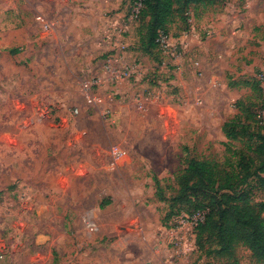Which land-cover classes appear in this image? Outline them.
<instances>
[{"label": "rangeland", "instance_id": "rangeland-1", "mask_svg": "<svg viewBox=\"0 0 264 264\" xmlns=\"http://www.w3.org/2000/svg\"><path fill=\"white\" fill-rule=\"evenodd\" d=\"M133 2L0 0V264H264L243 245L201 252L196 211L173 202L191 159L226 173L255 157L264 0L175 16L164 33L178 60L142 52ZM115 55L130 79L112 80ZM236 120L247 128L230 140Z\"/></svg>", "mask_w": 264, "mask_h": 264}, {"label": "trees", "instance_id": "trees-1", "mask_svg": "<svg viewBox=\"0 0 264 264\" xmlns=\"http://www.w3.org/2000/svg\"><path fill=\"white\" fill-rule=\"evenodd\" d=\"M214 1L142 0L138 18L148 19L139 33L142 52L146 55L153 50L162 53L156 43L159 32L166 33L175 16L188 23L187 13L193 5ZM257 85L261 93L258 81ZM238 121L223 125V133L230 140L237 139L234 129L238 124L240 128H247L245 123ZM246 144L255 157L240 153L234 170L226 173L216 163L191 159L177 177L179 190L173 202L196 212H205L204 221L195 228L196 243L201 252L209 256L232 257L236 247L243 245L249 248L257 262L264 263V202H253L245 188L252 179L264 190V133L250 138Z\"/></svg>", "mask_w": 264, "mask_h": 264}, {"label": "built area", "instance_id": "built-area-1", "mask_svg": "<svg viewBox=\"0 0 264 264\" xmlns=\"http://www.w3.org/2000/svg\"><path fill=\"white\" fill-rule=\"evenodd\" d=\"M142 6H143L142 0L137 1L134 4L131 18H137L139 16ZM207 34L210 35V32H207ZM156 43L158 44L159 49L161 50L163 55L171 56L175 60L179 59V56L177 55L176 50L170 47L171 44H170L169 38L164 32H159L157 39H156ZM123 50H124V47H120L119 52L123 53ZM164 63L165 62H163L162 64L164 65ZM106 69L111 73L112 80H117L118 82L130 79L136 72L134 70L136 69V66L129 67V66L123 65V60L120 58L119 55H115L112 59L108 60V65L106 66ZM257 79H258V83H259L261 93H262V104L258 111L257 119H258L259 125L264 126V72H262L258 76ZM93 85L96 86L97 84L95 83L91 84V86ZM95 100L99 101V97H96ZM113 154L115 158L120 159L125 155V152L121 150H117V151H114ZM204 219H205V212H200V211L195 212L191 216L188 217V220L190 221L193 227H197L200 223L204 221Z\"/></svg>", "mask_w": 264, "mask_h": 264}, {"label": "crops", "instance_id": "crops-1", "mask_svg": "<svg viewBox=\"0 0 264 264\" xmlns=\"http://www.w3.org/2000/svg\"><path fill=\"white\" fill-rule=\"evenodd\" d=\"M220 39H222V37L220 38ZM220 45V44H219ZM219 55L221 56V54H217V53H211V54H209L208 55V57H210V59L213 61V62H217V60H218V57H219ZM222 59H224V57L222 56ZM215 60V61H214ZM234 70H236L233 66H231Z\"/></svg>", "mask_w": 264, "mask_h": 264}]
</instances>
